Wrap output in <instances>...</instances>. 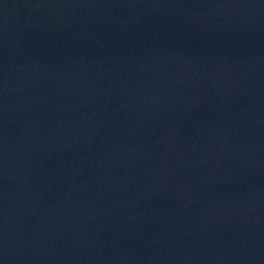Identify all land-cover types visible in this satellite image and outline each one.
<instances>
[{"label":"water","instance_id":"95a60500","mask_svg":"<svg viewBox=\"0 0 264 264\" xmlns=\"http://www.w3.org/2000/svg\"><path fill=\"white\" fill-rule=\"evenodd\" d=\"M0 264H264V0H0Z\"/></svg>","mask_w":264,"mask_h":264}]
</instances>
